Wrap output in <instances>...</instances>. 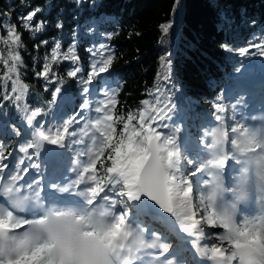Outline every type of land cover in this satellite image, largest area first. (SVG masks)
I'll use <instances>...</instances> for the list:
<instances>
[{
	"label": "snow or ice",
	"instance_id": "6c2138e0",
	"mask_svg": "<svg viewBox=\"0 0 264 264\" xmlns=\"http://www.w3.org/2000/svg\"><path fill=\"white\" fill-rule=\"evenodd\" d=\"M39 11L21 18L26 29L42 27L27 23ZM4 27L0 41L8 51L7 58L0 53V63L7 69L2 88L7 89L10 81L11 94L6 92L0 99L14 102L31 129V138L18 150L31 160L40 153L30 154V150L42 149L45 142L64 148L67 140L84 147L71 169L74 177L63 185H50L58 193L75 191L78 199L61 206L55 201L45 204L38 180L25 179L39 164L21 158L16 162L19 168L10 165L11 154L0 144V264H184L168 243L161 242L163 234L144 223L146 216L172 219L193 237L200 264H264V122L258 127L239 121L228 124L227 109L218 97L212 115L219 124L202 132L192 154L181 137L182 129L169 126L175 105L167 96H156L162 91L157 87L149 93L156 97L154 101L144 99L126 115L116 112L118 91L113 90L105 92L95 106L83 100L81 111L59 127L45 128V107L18 103L28 92L20 78L23 60L16 51L22 46L21 35L15 27ZM161 27L167 33L172 25ZM253 46L264 51L261 44ZM60 49L57 42L51 60L37 76L58 82L53 63L79 60L73 47L63 54ZM239 52L247 54L249 49ZM113 61L112 55L102 57L86 77H79L85 97L93 79L107 73ZM82 72L76 66L67 75L78 78ZM61 92L60 86L54 88L49 106ZM89 109L97 115L85 117L84 110ZM229 161L240 166L231 187L224 181ZM250 202L256 203V210L243 214L242 206ZM151 249H160L155 259L148 252Z\"/></svg>",
	"mask_w": 264,
	"mask_h": 264
},
{
	"label": "trees",
	"instance_id": "16d2710c",
	"mask_svg": "<svg viewBox=\"0 0 264 264\" xmlns=\"http://www.w3.org/2000/svg\"><path fill=\"white\" fill-rule=\"evenodd\" d=\"M35 9L40 11L27 23L42 27L30 31L21 18ZM165 24L172 25L167 33L161 27ZM4 26L15 27L21 35L22 46L16 51L23 60L20 78L28 92L18 103L45 107V123L58 107L56 102L48 105L54 88L60 86L62 94L74 96L80 104L79 77H86L95 57H103L105 51L104 57L114 56L113 64L101 73V80L92 82L99 90L118 81L116 112L126 115L136 110L142 100L155 98L149 93L160 87L156 95L175 99L186 111L183 124L192 138L197 136L194 126L206 113L212 115L214 101L232 80L241 74L244 79L246 74L258 75L257 61L264 54L253 46H264V0H0V36ZM57 42L61 54L71 46L79 60L53 63L60 80L50 82L36 73L51 60ZM241 48L249 52L241 54ZM7 51L8 45L0 41L5 58ZM76 66L83 72L78 78L69 77L67 72ZM6 71L0 63V97L11 94L10 81L7 89L2 88ZM225 102L232 104L229 99ZM20 112L14 102L0 99V144L7 153L17 137L29 135L20 129L16 137L9 136V127L19 128Z\"/></svg>",
	"mask_w": 264,
	"mask_h": 264
},
{
	"label": "rangeland",
	"instance_id": "374dc122",
	"mask_svg": "<svg viewBox=\"0 0 264 264\" xmlns=\"http://www.w3.org/2000/svg\"><path fill=\"white\" fill-rule=\"evenodd\" d=\"M105 53V51H102V54H104ZM92 59H93V57H92ZM92 59H91V62H92ZM101 58H96L95 57V59H94V61H93V64L94 63H96L98 60H100ZM258 67H259V71L262 73L263 72V77H264V54H263V56L262 57H260V59H258ZM96 78H99V77H96ZM257 79V78H256ZM255 78H253V77H250V78H248L247 80H244L243 82H241V83H238L237 85H234L233 87H232V89H238V88H244V87H246V85H249L250 87H249V89L250 90H252V86L251 85H253V83L255 82V80H256ZM101 80V79H100ZM258 87H256L255 89H257ZM231 88H229L228 89V91L229 90H232ZM95 90H96V85H89V93H88V95H87V97H85V94L82 92V99L80 100V104H81V102L83 101V100H85V99H88V101L90 102V103H92L93 104V106H95V104L98 102V101H100V100H103L105 97H104V93L105 92H111V91H113L114 90V88H112V87H110L109 85H107V86H105V87H103L102 89H101V92H99V93H96L95 92ZM228 91H226V94H227V92ZM257 91V90H256ZM246 93V92H245ZM92 94H93V98H91L92 97ZM157 96H159V98H161V99H163L164 98V96L162 95V94H158ZM254 97V96H253ZM156 98V97H155ZM57 103L59 104V106L58 107H60L61 108V111H60V113L58 112V114H57V116H55L54 118H53V120H50L49 122H47V123H44V126H45V128H49V127H51V128H56V127H59L60 126V123H62L64 120H66L67 119V117H69V116H71V115H73L75 112H79V111H81V109H80V107L78 106V108L75 110V112L72 114H67V110L70 108V107H72V106H74L73 104H74V100H75V97H72V95H70V94H68V95H65V94H61L60 95V97H58L57 99ZM171 102L175 105V110H174V113H173V116H172V119L168 122L169 124L171 123V122H175L176 121V123L175 124H172V125H176V126H178V127H180L181 129H182V131H181V137L183 138H185V136H184V134H183V132H184V128H183V125H182V122H181V119L182 120H184L185 119V117H186V111L184 110V108H182V107H178L177 106V103H176V100L175 99H171ZM232 109L234 110V107H232ZM84 111H86V113H87V115L88 116H90V111L91 112H93V115L92 116H90V117H94V116H96L97 114L96 113H94V111L93 110H91V109H89V110H84ZM19 115L21 116L20 117V120H19V125L23 128V126H24V128H26L27 127V129H28V131H29V133L31 132V129L26 125V122H25V117H24V114H23V112L21 111L20 113H19ZM175 115V116H174ZM224 115H225V117H226V122L229 124L230 123V121L228 120V117H227V111L224 113ZM39 119V118H38ZM217 122V121H216ZM24 124V125H23ZM171 125V126H172ZM16 129H14V128H12L11 130H10V135L11 136H17V134H16V131H15ZM28 137L29 138H31L30 137V134L28 135ZM27 137V138H28ZM20 139V138H19ZM24 143H22V144H20L19 143V145L16 147V149L15 150H13V152L11 153V156H9V159H8V161H7V163H9L10 165L12 164V161H13V159H15V162L13 163V165H16V162H17V160H19V159H21V158H24L27 162H29V163H35V161L36 162H38V163H40V164H42V166L44 167V170L47 168V165H48V158H47V154L44 152V148L45 147H43L42 149H38V150H30V154H32V153H34V152H36V151H39V155L38 156H36V155H32V159H35V161H32V159L31 160H29L28 159V156H25V154H23V153H21L18 149H19V147L21 146V145H23ZM68 146H71L70 145V142H69V144H67ZM51 148H53L54 150H55V145H52L51 146ZM65 148V150H68V151H70V149L69 148H67V146L66 147H64ZM80 151V149H77V151H76V156H77V152H79ZM55 155H56V158L57 159H60V157L56 154V152H55ZM17 166V168H19L20 166L19 165H16ZM30 171L34 174V169H30ZM44 172V171H43ZM62 172L60 171V173L59 174H61ZM36 175V174H35ZM35 178H37V176H35ZM206 230L208 231L209 229H207L206 228ZM211 231H213V232H220V231H222V230H220V229H218V228H214V229H211Z\"/></svg>",
	"mask_w": 264,
	"mask_h": 264
},
{
	"label": "bare ground",
	"instance_id": "6f19581e",
	"mask_svg": "<svg viewBox=\"0 0 264 264\" xmlns=\"http://www.w3.org/2000/svg\"><path fill=\"white\" fill-rule=\"evenodd\" d=\"M103 57H104V54H103ZM102 58V57H101ZM245 67H249V66H245ZM252 70H254V68L252 69ZM257 71L259 72L258 74H260V75H262L263 74V72L261 73L260 71H259V67H257ZM239 82L237 81V79L235 78L234 80H232L231 81V83H229V87H232V86H234V85H236V84H238ZM261 84H264V77L263 76H261V77H258L256 80H255V82L253 83V85H251L252 86V89L253 88H256V87H258V86H260ZM246 86H249V85H246ZM250 87V86H249ZM246 87H244V88H241V89H245ZM226 91L227 90H223V91H221V95H222V97H226L227 96V94H226ZM95 92L96 93H99V92H101V90H95ZM228 93V92H227ZM62 94V93H61ZM81 95H82V91H81ZM157 96V95H156ZM72 97H74V96H72ZM261 97V95H258L257 96V98L256 99H258V98H260ZM154 97H149L148 98V100H150V101H154ZM263 99H264V97H263ZM75 100H76V98H75ZM75 100H74V106H72V107H70L69 108V111L71 112V113H73V111H75L77 108H78V106H79V104H77L76 102H75ZM56 104H58L57 103V100H56ZM58 106H59V104H58ZM254 108H256V106H254ZM59 109H60V107H57L56 108V111L53 113V115H51L50 116V119H49V121L50 120H53V118L55 117V116H57V114H58V112L60 113V111H59ZM90 113V115L92 116V112L90 111L89 112ZM24 114V113H23ZM84 116L85 117H87V118H91L90 116H88L87 115V113H86V111H84ZM175 116V115H174ZM21 117V116H20ZM68 118V117H67ZM20 120V119H19ZM233 120H235L234 118H233ZM181 122H182V125H183V128H184V132H183V134H184V136H185V138L183 137V139L185 140V144H188V146H193L194 144H196V142H197V140L201 137V136H199V134H202L201 132H203V131H205V130H203V131H200V133H198V138H196L195 140H193L192 138H189L188 137V134H187V128H185V126H184V124H183V122H184V120H181ZM19 123V122H18ZM45 123V122H44ZM83 123V122H82ZM176 123V121L175 122H171L170 124H169V126L171 127V125L172 124H175ZM217 124H219V122L217 121L216 122ZM62 123H60V125H61ZM19 125V124H18ZM198 127H200V125L199 126H194V129L196 130V129H198ZM19 131H20V129H23V131H24V128H22L20 125H19ZM26 132V134L27 133H29L28 131H25ZM24 133V132H23ZM30 134V133H29ZM14 137H16V136H12V138H14ZM20 138V139H19ZM26 139H30L29 137L28 138H25L23 135H21L20 137H17V140H16V142H15V144H14V146L12 147V151L10 152V154L13 152V150H15L16 149V147L19 145V143L20 144H22V143H25V140ZM65 143H66V146H67V148H69L70 149V151H66L64 154H62V155H60V162L61 163H66V162H71L72 160L74 161V164H75V161H76V159H77V156H76V151H77V149H80V150H82L83 149V147H84V145H79V144H71L70 143V145L71 146H68L67 144H69V142L66 140L65 141ZM44 152L45 153H47V154H51L52 156H53V158H55V150L53 149V148H50L49 147V145H47L46 144V142L44 143ZM56 149V148H55ZM6 152H7V149H6ZM11 156V155H10ZM32 161H35V159H32ZM15 162V159H13V161H12V164L11 165H13V163ZM35 163H37V164H39V167L38 168H35V171H36V173L37 174H39V175H42L43 174V167H42V164H40V163H38V162H36L35 161ZM51 172H49L48 173V175L50 174ZM70 175V174H69ZM74 173L73 174H71L70 176L73 178L74 177ZM42 177H44V176H42ZM236 178V177H235ZM41 178H39L38 180H40ZM234 181H235V179H234ZM234 181H233V183H234ZM20 183H23V181H21ZM52 192V191H51ZM75 194V191H73V193L71 194V195H74ZM45 204H47V203H49V202H44ZM51 203V202H50ZM170 220H172V219H170ZM144 223H145V221H144ZM147 223L148 224H152V222H150V221H147ZM147 223H145L146 225H148ZM163 242H165L164 240H162V243ZM187 256H190V253H188L187 254ZM191 256H193V255H191Z\"/></svg>",
	"mask_w": 264,
	"mask_h": 264
}]
</instances>
